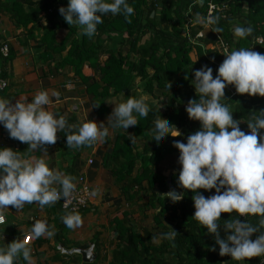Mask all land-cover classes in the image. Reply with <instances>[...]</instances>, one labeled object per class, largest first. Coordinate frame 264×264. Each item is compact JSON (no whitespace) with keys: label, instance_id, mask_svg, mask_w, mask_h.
Wrapping results in <instances>:
<instances>
[{"label":"clouds","instance_id":"9594fccd","mask_svg":"<svg viewBox=\"0 0 264 264\" xmlns=\"http://www.w3.org/2000/svg\"><path fill=\"white\" fill-rule=\"evenodd\" d=\"M58 13L68 25L78 26L80 35L91 39L104 15H123L127 20L133 8L128 0H67V6L60 7ZM194 22L206 26L216 24L218 18L204 20L197 14ZM213 31L219 33L222 28L215 27ZM252 32L251 26L233 28L234 36L241 39L250 37ZM224 52L225 58L215 78L213 69L206 65L193 72L191 83L198 99L189 100L185 112L190 120L199 122L200 128L187 136L186 143L175 140L173 147L179 152L177 184L194 193L192 218L214 238L220 256L243 262L264 257V109L250 113L245 132L239 126L242 119H234V112L222 100L227 101L225 88L229 85L239 95L264 97V53L245 47L231 51L225 47ZM65 87L72 85L69 83ZM169 87L167 85L168 90ZM145 101L146 97L130 96L124 102L115 103L106 124H97L85 116L79 125H72L64 115L45 107L51 102L49 93L38 90L31 102L24 96L15 104L11 99L0 98V126L10 138L26 143L33 150L42 148L47 155L43 146L55 144L57 132L65 131L67 148L79 149L105 143L110 131L135 127L137 117L145 118L150 111ZM151 131L158 145L168 136H181L175 126L158 116ZM128 139L134 144L137 137L129 134ZM75 179L50 168L45 156L24 158L18 151L0 147V224L4 223V212L9 205L19 210L34 202L44 207L62 198L67 200L75 191ZM200 190H212L213 194L205 197ZM159 196L173 203L183 198V194L175 190ZM222 213L231 214L223 224L220 223ZM246 216L257 217V222L240 219ZM62 222L69 229L82 226V218L75 212L65 215ZM168 228V232L151 237V240L174 241L178 234ZM220 229L224 238H221ZM44 235L51 237L54 233L46 221L38 220L31 228L30 237L37 239ZM20 258L26 264H33L31 249L22 240L0 247V264H16ZM260 264H264V260Z\"/></svg>","mask_w":264,"mask_h":264},{"label":"trees","instance_id":"16d2710c","mask_svg":"<svg viewBox=\"0 0 264 264\" xmlns=\"http://www.w3.org/2000/svg\"><path fill=\"white\" fill-rule=\"evenodd\" d=\"M41 1L35 10H45L49 13L55 7L67 6V0ZM212 2L219 5L222 11L214 13L211 17L218 18V22L209 24L206 28L205 25L194 22L197 14L205 20L206 0H128L133 13L127 20L123 15L113 16L109 13L102 17L103 22L97 25V33L91 39L78 34L75 29L67 28V35L61 41L62 47L70 44L65 62L77 73L85 63L98 72L99 81L95 86L101 90L103 96L109 95V91L112 94L128 91L134 79L139 78L143 91L153 98L156 97V92L166 100L164 113L160 114L153 109L147 117H137L138 124L133 129V136L139 141L149 140L150 145L144 143L142 152L139 153L135 143L131 144L128 138L122 136L119 139L120 145L113 151L112 159L122 161L119 170L128 179L129 188L141 186L143 181H147L151 189L157 184L158 193L163 194L167 192L166 181L169 180L171 186L183 194V198L175 203L161 197L156 198L161 209L155 218V226L162 230L161 233L168 232V229L161 226V220L168 215L171 223L174 221L175 226L172 229L178 235L174 241L162 240L155 250L141 247L139 251L142 244L139 236L131 230L121 229L118 239L123 247L119 264H169L164 258H160L162 255H172L175 264H260V261L264 260V257H254L238 262L228 256H220L214 238L192 218L194 193L178 186L180 167L168 178L157 175L154 171L161 159L179 153L173 147L175 140L186 143L187 136L200 128L198 121L190 120L185 112L188 101L198 99L194 89L189 91V85L193 87V72L204 65L213 69L215 78L216 70L225 58V53L218 45V39L229 51L245 47L264 53V0ZM59 18L63 20L61 15ZM188 22L196 27H189L187 34L185 25ZM237 25L251 26L252 35L244 39L235 37L233 28ZM215 27L222 28V31L214 32ZM197 31L202 32V37L194 39ZM46 34L45 38L54 40V29L48 28ZM258 39L261 40L260 43L257 42ZM192 53L196 55L195 62L191 60ZM167 85L170 86L169 90ZM232 90L231 85L225 88L227 101L222 100V103H226L234 112V119H242L243 123L239 126L247 132L248 116L251 112L264 109V97H249L237 93L231 96ZM157 116L175 126L181 136H168L160 145L156 144L149 134ZM137 163L141 165V174L131 178ZM200 193L207 197L212 195L213 191L200 190ZM230 218L231 214L222 213L220 223L223 224ZM240 219L250 220L253 224L257 222L255 216ZM220 231L221 238H224L223 230ZM212 247H215L216 251H210ZM16 264H23V261L19 259Z\"/></svg>","mask_w":264,"mask_h":264},{"label":"crops","instance_id":"0c3cea01","mask_svg":"<svg viewBox=\"0 0 264 264\" xmlns=\"http://www.w3.org/2000/svg\"><path fill=\"white\" fill-rule=\"evenodd\" d=\"M41 2L0 0V46L6 44L9 48L7 59L0 54V77L7 82V87L0 90V98L11 99V103L15 104L19 97L24 96L31 102L36 91L47 90L51 102L45 107L53 113L64 115L68 124L72 125H79L85 116L87 120L97 124H106L114 104L124 102L130 96L146 97L145 102L150 110L164 113L166 100L156 92V97L153 98L143 91L139 78L134 79L128 91L117 94L109 91V95L103 96L95 86L99 81L98 72L90 64L85 63L77 73L65 62L70 44L62 47L61 41L67 35V28L75 29L79 34L78 26L68 25L59 18L60 7H55L49 13L35 10ZM55 14L56 17H53ZM50 27L55 32L53 41L49 37L45 38ZM190 57L192 62L197 60L195 53ZM69 83L72 87L66 88L65 85ZM189 86V91H193L194 87ZM53 92L57 95L53 96ZM193 92L195 93V89ZM133 129L130 126L127 131H110L105 143L81 146L79 149L67 148L65 131L57 132L56 143L43 146L47 151L46 155L42 148L33 150L26 143L10 138L8 132L0 126V147L18 151L24 158L45 156L50 168L75 177L76 187L77 179L82 177L91 189L87 207L78 212L82 218V226L78 228L69 229L65 226L62 218L69 213L63 211L58 202L44 207L34 202L25 204L19 210L7 206L4 223L0 224V247L14 240H22L31 249L33 264H81L79 255H62L57 246L61 245L65 250L93 246L95 260L92 264H119L123 244L118 239V233L124 229L139 236L142 242L139 251L141 247L157 249L162 240L153 242L151 237L158 236L162 231L155 226V218L161 209L156 199L160 198L159 186L154 184L151 189L148 182L143 181L141 186L129 188L128 179L119 170L122 161L112 159L113 151L120 145V137L128 138L129 134L133 135ZM149 135L152 136V131ZM144 143L150 145L149 140H136L137 152H142ZM178 156L179 153H176L161 159L155 166V173L168 178L180 167ZM140 174L141 165L137 163L131 178ZM168 182L170 181H166ZM93 192H96L95 196L92 195ZM38 220L46 221L54 235L31 239V228ZM161 221V226L165 229L170 230L168 227L172 229L175 226L168 215ZM160 258H164L169 264H175L172 255H162Z\"/></svg>","mask_w":264,"mask_h":264},{"label":"built area","instance_id":"2783aa9c","mask_svg":"<svg viewBox=\"0 0 264 264\" xmlns=\"http://www.w3.org/2000/svg\"><path fill=\"white\" fill-rule=\"evenodd\" d=\"M207 4H206V12H205V20H208L212 17V15L216 12H220L222 11L221 8L219 7V5H216L212 2V0H206ZM190 22H188L185 25V32L188 34V29L191 26ZM209 24H207L206 26H204V28H206ZM183 34L185 35V33L183 32ZM202 37V32L201 31H197V33L195 34L194 39H199ZM258 43L261 42L260 39L257 40ZM218 45L220 47V49L224 52L225 49V45L221 42L220 39H218ZM225 53V52H224ZM0 54L3 58L7 59L8 58V54H9V48L6 44H3L0 46ZM7 87V82L6 80L2 79L0 77V90H4ZM236 94L235 89L233 87L232 90V95L234 96ZM186 107V106H185ZM199 123V122H198ZM90 163V161H89ZM77 187L75 188V191L71 194V196L67 199L64 200L63 198L59 201H57L60 205V208L68 213H78L82 210H84L89 202V198L91 195V189L88 185V183L84 180V178L79 177L77 179Z\"/></svg>","mask_w":264,"mask_h":264},{"label":"water","instance_id":"95a60500","mask_svg":"<svg viewBox=\"0 0 264 264\" xmlns=\"http://www.w3.org/2000/svg\"><path fill=\"white\" fill-rule=\"evenodd\" d=\"M168 190H175L177 193H180L177 189L171 186L170 182L167 183ZM57 250L61 252L62 255H73L77 254L81 257V264H92L95 260V255L93 254V246H90L87 249H78L73 248L65 250L61 245L57 246Z\"/></svg>","mask_w":264,"mask_h":264},{"label":"rangeland","instance_id":"374dc122","mask_svg":"<svg viewBox=\"0 0 264 264\" xmlns=\"http://www.w3.org/2000/svg\"><path fill=\"white\" fill-rule=\"evenodd\" d=\"M190 27H192V29H195V27H196V26L193 24V25H192V26H190Z\"/></svg>","mask_w":264,"mask_h":264}]
</instances>
